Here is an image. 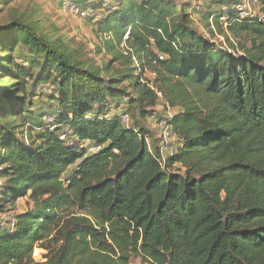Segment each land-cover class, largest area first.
I'll use <instances>...</instances> for the list:
<instances>
[{
  "label": "trees",
  "instance_id": "obj_1",
  "mask_svg": "<svg viewBox=\"0 0 264 264\" xmlns=\"http://www.w3.org/2000/svg\"><path fill=\"white\" fill-rule=\"evenodd\" d=\"M221 7L203 20L227 48L173 0H118L94 21L109 77L32 23L0 28V72L19 80L0 84V203L27 201L0 230V264H264V23L230 12L225 27ZM49 87L50 127L31 112ZM160 103L184 141L165 163L146 126Z\"/></svg>",
  "mask_w": 264,
  "mask_h": 264
},
{
  "label": "rangeland",
  "instance_id": "obj_2",
  "mask_svg": "<svg viewBox=\"0 0 264 264\" xmlns=\"http://www.w3.org/2000/svg\"><path fill=\"white\" fill-rule=\"evenodd\" d=\"M65 1H73L75 4L77 2L82 3L85 0H9L7 4L1 2L0 4V28L6 27L14 22H19L23 24L32 23L38 29V33L43 37L48 39L51 42L62 41L65 43L66 49H68L71 54L72 63L81 67L82 69H88L91 71H97L102 76L105 73V70H111L110 74L106 77L113 76L116 74L118 70L117 64H110V58L105 57L104 54H99L97 52V45L100 43V40L97 39L95 32V22L99 19L103 18L107 13L103 12L100 7H94L95 18L82 19L80 17H76L70 14H67L63 11V2ZM113 5L116 6L118 0H110ZM176 4L180 6H184L189 9L192 18L191 24L195 29H198L200 33L205 35L208 39H211L218 47L227 48L228 43L227 39L224 36H219L218 34L214 37L208 34V30L206 28L203 14H206L211 11H217L219 7L223 4L227 5L226 0H215V3H211V1L207 0H173ZM214 2V1H212ZM264 3V2H263ZM212 23V22H210ZM213 28V27H212ZM227 37L231 43H237V40L233 37L232 33L228 30ZM21 51L28 53L26 49H21ZM0 57H5L0 53ZM18 61V60H17ZM15 64H17L15 62ZM110 64V66H109ZM4 65V64H3ZM14 67V66H12ZM16 74V70L13 71L9 77L7 74L0 72V84H4L9 87L15 83H18L19 80L14 78ZM143 82H149V85H153V81L155 79V75L150 72H145L142 77ZM128 85V84H127ZM41 92V89H40ZM42 94L40 93L38 96H35L33 99L34 103L31 108L32 113H36L37 111L44 110L43 114L46 113L47 106L49 105L48 99L45 97L47 94L49 95L51 92L50 87L42 90ZM128 93H132L129 91ZM41 95V96H40ZM161 95V94H160ZM159 97H162V95ZM170 106H165L164 103H160L158 107L155 108L156 117L149 116L146 120V126L148 129V141L151 143L155 141L159 147L163 145V139L160 135V132L156 129V123L158 122L157 118L165 117L172 119L173 116L177 113L176 109L171 108V112H169ZM125 111V110H124ZM120 113V112H119ZM37 114V113H36ZM49 114V113H48ZM42 119L46 118L47 123H50L52 119H54L52 114L47 115L44 114ZM35 116V115H34ZM133 116V114H132ZM159 116V117H158ZM26 123V122H25ZM24 124L23 122L20 123ZM19 126L17 128L18 133H21L18 139L23 136L28 139L30 142L29 135H32V139L35 137V133H37L34 129H29V125ZM48 127L49 124L47 125ZM173 129V127H172ZM23 133V134H22ZM174 133V131H173ZM23 135V136H22ZM178 137V136H177ZM27 141V140H26ZM167 154V151L165 152ZM169 157V156H168ZM167 158H165L166 160ZM167 161V160H166ZM165 161V162H166ZM164 162V163H165ZM26 199H22L18 201V209L17 207H12L11 204H8L6 200H4L1 204H4L3 212L0 213V230L8 228V223L11 221V217L16 215L18 212H22L26 210ZM16 211V212H15ZM45 254L44 249H36L34 253V258L36 261H43V255ZM139 260H134L133 264H139Z\"/></svg>",
  "mask_w": 264,
  "mask_h": 264
},
{
  "label": "built area",
  "instance_id": "obj_3",
  "mask_svg": "<svg viewBox=\"0 0 264 264\" xmlns=\"http://www.w3.org/2000/svg\"><path fill=\"white\" fill-rule=\"evenodd\" d=\"M228 2L232 3L231 5H223L221 7V20L224 23L225 27L229 25V17L230 12L235 13V16L238 21H255L264 23V0H228ZM91 4H98L101 10L106 12H112L116 10V6L110 0H89ZM63 11L67 14L80 17L82 19L88 18H96L94 7L91 5L85 9H81L77 4L73 1H65L63 2ZM160 95V94H159ZM161 96V95H160ZM169 112H171V108L169 107ZM54 119L50 123H47L46 118L44 119L45 124H49L52 126L55 122V117L51 116ZM169 118L159 119L157 122L158 132H160L159 137L161 136L163 139V145L160 147V152L163 157V161L165 162V158L173 157L178 149H182L184 147V141L177 137L175 133H173L172 126L170 124ZM123 120L128 122V117L124 116ZM54 127H51L53 130ZM64 138V137H62ZM100 148H94L93 152H99ZM167 151V154L165 153Z\"/></svg>",
  "mask_w": 264,
  "mask_h": 264
},
{
  "label": "water",
  "instance_id": "obj_4",
  "mask_svg": "<svg viewBox=\"0 0 264 264\" xmlns=\"http://www.w3.org/2000/svg\"><path fill=\"white\" fill-rule=\"evenodd\" d=\"M207 1H213V0H207Z\"/></svg>",
  "mask_w": 264,
  "mask_h": 264
}]
</instances>
